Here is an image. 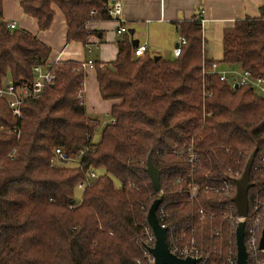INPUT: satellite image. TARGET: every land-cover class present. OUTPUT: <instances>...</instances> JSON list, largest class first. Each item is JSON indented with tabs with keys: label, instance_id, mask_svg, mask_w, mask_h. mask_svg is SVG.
<instances>
[{
	"label": "trees",
	"instance_id": "16d2710c",
	"mask_svg": "<svg viewBox=\"0 0 264 264\" xmlns=\"http://www.w3.org/2000/svg\"><path fill=\"white\" fill-rule=\"evenodd\" d=\"M3 1L0 87L9 79L32 80L35 67L52 73L54 82L23 103L21 117L0 99V264H152L144 254L146 214L157 198L167 228L193 237L203 253L211 251L209 264H223L230 252L235 256L233 231L219 208L224 199L210 187L218 190L212 179L229 169L242 173L255 152L248 201L257 196L264 203V98L202 74V65L212 61L203 55L199 17L178 24L186 44L172 61L146 53L134 58L132 42L122 34L115 60L95 62L101 98L119 103L109 113L114 123L94 141L100 121L77 97L86 72L74 61L49 64V47L8 29ZM111 2L20 0V8L40 32L50 28L57 8L66 43L85 47L97 34L87 25L110 21ZM259 12L223 32L220 63L264 79V7ZM190 144L199 157L191 177L198 187L193 202L186 194L190 167L173 153ZM55 149L80 165L50 167ZM148 155L160 173L161 194L153 193L146 174ZM90 171L101 174L76 199V187ZM179 178L184 182L177 184Z\"/></svg>",
	"mask_w": 264,
	"mask_h": 264
},
{
	"label": "crops",
	"instance_id": "0c3cea01",
	"mask_svg": "<svg viewBox=\"0 0 264 264\" xmlns=\"http://www.w3.org/2000/svg\"><path fill=\"white\" fill-rule=\"evenodd\" d=\"M113 1V0H112ZM122 21L126 33L118 32V23L94 21L87 25L89 30L97 31L88 45L83 47L76 42L66 43V24L61 12L54 8V18L47 31L40 32L34 19L23 14L20 0H4L2 20L15 23V30H22L34 36L50 48L49 64L64 61L83 63L92 60L106 64L115 60L117 43L122 34L127 35L134 47L146 45V54L161 57L165 61L175 59L173 50L179 41L178 24L195 17L205 20L202 28L203 55L210 61L219 62L222 58V34L232 29L237 21L246 17L258 18L264 0H121ZM133 46V45H132ZM217 46L218 51H215ZM221 47V48H220ZM219 56L214 59L215 53ZM93 54V57H92ZM224 67L231 68L229 66ZM231 69L240 70L232 67ZM119 100H103L98 91L94 69L86 71L83 104L86 114L100 121V128L108 124L112 105Z\"/></svg>",
	"mask_w": 264,
	"mask_h": 264
},
{
	"label": "built area",
	"instance_id": "2783aa9c",
	"mask_svg": "<svg viewBox=\"0 0 264 264\" xmlns=\"http://www.w3.org/2000/svg\"><path fill=\"white\" fill-rule=\"evenodd\" d=\"M123 6L121 0H113L110 4L108 14L111 20L118 23V32L126 33V28L122 21ZM204 12L201 11V14ZM198 18V22L203 28L205 20L201 17ZM6 27L10 30H15V23H8ZM186 44V39L183 37L179 38L177 47L173 50V56L177 58L180 53V48ZM146 45H139L133 48V57L142 58L146 53ZM226 66V65H225ZM95 63L92 60L80 63V70L86 72L89 69H94ZM202 74L211 75L218 78L219 81L226 82L229 81L231 86L237 85V87H248L253 90L258 96L264 98V79L260 77H253L249 71H242L224 67L219 62H211L209 65H202ZM34 77L32 80L28 81H18L15 82L9 79L5 82L3 86L0 87V99L4 100L11 110L12 114L16 117H21V107L25 101L37 99L47 86H50L54 82V75L50 73L43 67H35ZM84 87L77 92V97L80 99L83 97ZM80 104L82 102L80 101ZM109 123H114L113 119L109 120ZM175 155L181 157V159L187 163L190 167L188 172V177L190 178L189 184L186 187V194L190 202H193L197 198L198 187L192 182V176L194 171L199 167V157L197 152L194 151L192 144L173 151ZM53 157L50 160V167L58 166H75L80 165L79 160L75 158H66L63 156L60 149H55ZM12 157V156H11ZM13 158V157H12ZM264 161V160H263ZM253 165V164H252ZM242 173L233 171L229 169L221 178L212 179L219 182V189L215 190L214 186L210 189L214 191L215 194L220 195L224 200L219 204V208L223 209L222 217L229 223L230 228L233 231V236L237 228L238 223H244V246L247 254V264H264V250L259 249V241L261 238V233L264 225V203L257 196L253 197L250 202L248 201V211L244 218H239L237 216L236 208L232 202L235 195V181L240 178ZM98 174L94 171L88 172L83 183L84 187L89 186L93 181L97 180ZM184 179L179 178L176 183L181 184ZM251 187V186H250ZM250 190V188H249ZM248 190V191H249ZM161 190L160 193L161 194ZM228 199H231V204L225 203ZM248 200V194H247ZM201 217L204 218L202 211H199ZM157 219L161 227L167 229L166 242L168 248L172 254L181 259L184 258H199L200 261L197 264H209V259L211 257V251L203 253L202 247H197L195 239L191 237L186 239L185 232L180 235H175L172 228H167L164 223V219L167 217L165 209L160 204L157 212ZM214 214L210 213V218H213ZM148 225V224H147ZM186 227L191 228L192 224L187 223ZM191 231L194 230L191 228ZM235 239V236H234ZM183 240H186L182 243ZM154 236L151 232L149 226L146 228V241L144 246V254L153 264L152 258L148 252V248L154 246ZM181 242V243H180ZM220 254V253H219ZM236 263V250L235 256L230 252L226 261L223 264H235Z\"/></svg>",
	"mask_w": 264,
	"mask_h": 264
},
{
	"label": "water",
	"instance_id": "95a60500",
	"mask_svg": "<svg viewBox=\"0 0 264 264\" xmlns=\"http://www.w3.org/2000/svg\"><path fill=\"white\" fill-rule=\"evenodd\" d=\"M134 47V43L132 44ZM158 57H155V60ZM52 87V85H50ZM237 85H234V89H237ZM255 158V152H252L247 159L245 166L243 168L242 174L238 180L235 181V195L232 200L237 216L239 218H244L248 211V200L247 194L251 186L249 182V176L252 168V164ZM146 174L150 180L151 188L153 193H160V173L156 167H154L150 155L146 159ZM73 204V202H72ZM161 204V199L157 198L150 204L147 214L146 223L148 224L151 232L154 236L155 242L154 246L148 248V252L152 258L153 264H197L199 258H184L181 259L172 254L168 248L166 242L167 229L160 226L157 219V210ZM235 250H236V263L235 264H247V254L244 246V223L240 222L235 230ZM259 249L264 250V225L261 233V238L259 241Z\"/></svg>",
	"mask_w": 264,
	"mask_h": 264
},
{
	"label": "rangeland",
	"instance_id": "374dc122",
	"mask_svg": "<svg viewBox=\"0 0 264 264\" xmlns=\"http://www.w3.org/2000/svg\"><path fill=\"white\" fill-rule=\"evenodd\" d=\"M220 48H221V47H220ZM215 51H218V52H219V49H217V46L215 47ZM215 51H213V52L215 53V55H214L213 57H214L215 60H218L220 55H217V52H215ZM92 57H93V54H92ZM109 120H110V119L108 118V122H109ZM100 132H101V128H100V129L97 131V133L95 134V136H94V141L99 140ZM97 174H98V175L101 174V171H99ZM116 186H118V185L116 184ZM83 189H84V185H83L82 182H80V183L77 185L76 190H75V198H76V199H79V198H80Z\"/></svg>",
	"mask_w": 264,
	"mask_h": 264
}]
</instances>
